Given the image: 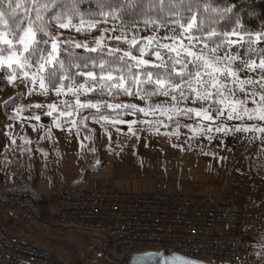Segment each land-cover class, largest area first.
<instances>
[{
  "label": "rangeland",
  "instance_id": "1",
  "mask_svg": "<svg viewBox=\"0 0 264 264\" xmlns=\"http://www.w3.org/2000/svg\"><path fill=\"white\" fill-rule=\"evenodd\" d=\"M186 28H182L180 34L167 33L168 40L163 38L166 33L126 28L109 22L96 23L95 30L87 34L69 30L65 33L71 40L87 43L90 47H95V41L101 37L102 43L107 46L120 36L129 44L135 39L144 42V46L151 40V49H154L158 43H172L173 39L187 45L186 37L193 35L190 30L185 32ZM203 46L199 42L193 50L199 52ZM207 46L205 52L210 55L208 49L215 46ZM215 54L235 57L233 67L239 70V77L256 82L246 84L243 93L236 85V98L247 100L246 107L250 109L264 107V102L260 100L264 97L261 70H246L238 62L237 55L222 51V48ZM144 58L150 63L155 62L153 55H145ZM5 66L7 61L0 62V68ZM16 71L10 68V72L0 73V81L4 84L0 86V103L20 90L25 91V98L14 110L15 117L5 119L0 116L4 124L0 126V144L9 156L0 165V187L28 182L39 192L40 204L29 208L0 200V227L4 226L8 233L28 237L40 248L49 250L57 260L68 264H90L95 254L100 255L104 262L113 261L117 256L124 255L118 251L116 237L109 231L95 230L92 231L94 235L87 230L57 224L54 210L61 193L109 188L133 193L161 190L169 194H212L228 199L224 192L229 194L233 175L238 196L250 202L245 206L264 217V133L230 130L226 134L213 132L209 139L206 129L200 131L202 125L196 119L184 118H181L179 127L173 123L157 131L145 122V117L137 110L150 111L158 106L170 108L172 101L169 96L133 95L120 100L111 96H96L93 92L81 91L74 95L67 89L60 95L53 90L45 95L38 86L32 90L30 84L23 83L22 76L15 75ZM253 99L255 104H252ZM77 100L81 104H96L97 107L78 108ZM109 104L121 105L119 113L111 116L102 114L96 118L88 115L90 112L103 113L104 108L115 110L107 107ZM50 106H55L54 110ZM128 106L134 108L129 109ZM185 106L201 107L199 103L193 105L190 101L180 105ZM49 111L56 115L51 126L35 119ZM61 111H71L72 115L60 116ZM156 118L167 123L166 116ZM153 119L148 117L149 121ZM222 119L230 129L260 126L256 120ZM187 125H192V128ZM15 152L20 155L15 156ZM101 161L104 163L101 169L85 172L86 167L96 166ZM244 164L248 165L245 178L240 174ZM80 177L83 180H79ZM235 178L247 181L239 182ZM253 263L259 264V261Z\"/></svg>",
  "mask_w": 264,
  "mask_h": 264
},
{
  "label": "snow or ice",
  "instance_id": "2",
  "mask_svg": "<svg viewBox=\"0 0 264 264\" xmlns=\"http://www.w3.org/2000/svg\"><path fill=\"white\" fill-rule=\"evenodd\" d=\"M156 2L157 0H153V3ZM200 2L201 0H188L187 3L184 0H158V11L175 12L179 5L191 12ZM84 3L95 4L99 15H103L105 8L110 11L113 9V5H105L103 0H48L44 4L37 3L25 7L23 15H19V9L22 7L19 0H0V26L3 28V31H0V62L7 61V67L15 68L17 70L15 75L22 76L23 83L30 84L32 90L38 86L45 95L49 90L60 95L67 89L77 95L81 91L93 92L99 89L101 94L107 90L108 94L116 91L126 95L143 93L145 97L169 96L172 101L170 108L158 106L150 111L137 110L143 114L145 122L157 131L173 123L179 127L181 118H184L196 119L197 123L202 125L200 131L206 129L209 139L212 138L213 132L226 134L230 130L264 133V124L261 123L264 122V107L259 110L250 109L246 107L247 100L236 98V85L240 86L243 93L246 84L252 85L256 82L239 77V70L233 67L235 57H220L215 54L222 45L217 44L216 47L208 49L211 53L209 55L205 52L207 44H204L199 52L193 50L202 37L189 35L186 37L187 45L182 41L177 43L173 39L172 43H158L154 49H151L152 41L148 40L145 46L139 47L140 56L137 57L131 51H124L121 54L119 49L106 47L102 43L103 37L95 41V47L70 39L61 41L59 34L53 29L75 31L78 34H87L95 30V24L99 20L95 18L85 20V14L81 11ZM140 3L142 4L143 0H140ZM151 10L150 6L149 11ZM231 11L230 7H225L220 19H224ZM45 13L48 15L45 16ZM87 15L90 17L93 15L91 10ZM77 18L79 23H73ZM158 18L163 20V17ZM148 22L151 21H146ZM193 27L194 21L188 22L184 31L187 32ZM164 31L165 40L170 39L167 35L169 31L173 35L176 32L175 29L167 28ZM214 35L215 32L210 33L209 39ZM115 39L120 41L121 37L116 36ZM130 43L136 46L138 42L132 39ZM149 54L154 56L155 62L150 63L144 58ZM244 68L250 72L258 68L264 77V59H260L258 64L245 62ZM77 78H83L79 85L76 84ZM260 100L264 102V97ZM189 101L193 105L199 103L201 107H180ZM255 103L256 100L253 99L252 104ZM50 107L53 110L55 108ZM77 107L96 108L97 105L81 104L77 100ZM107 107L120 109L122 106L109 104ZM128 108L132 109L134 106ZM48 115L51 116L52 112L49 111ZM59 115L70 117L72 113L61 111ZM150 116L154 118L151 121L148 120ZM157 116H166L167 123L157 119ZM222 118H226L227 121L256 120L260 126L230 129ZM35 119L39 120L40 117L37 116ZM186 127L192 128V125ZM157 255L152 253L134 255L130 258L129 264H132V261H135V264H160ZM164 264H175V260H166Z\"/></svg>",
  "mask_w": 264,
  "mask_h": 264
},
{
  "label": "built area",
  "instance_id": "3",
  "mask_svg": "<svg viewBox=\"0 0 264 264\" xmlns=\"http://www.w3.org/2000/svg\"><path fill=\"white\" fill-rule=\"evenodd\" d=\"M54 211L61 226L109 231L125 264L151 249L208 263L264 264V217L230 198L103 188L61 193ZM0 264L68 263L1 226ZM90 264L105 263L95 254Z\"/></svg>",
  "mask_w": 264,
  "mask_h": 264
},
{
  "label": "trees",
  "instance_id": "4",
  "mask_svg": "<svg viewBox=\"0 0 264 264\" xmlns=\"http://www.w3.org/2000/svg\"><path fill=\"white\" fill-rule=\"evenodd\" d=\"M19 2L22 5L21 9H19V15H23L25 7L37 3L44 4L47 3L48 0H19ZM184 2L187 3L188 0H184ZM103 3L105 5H113L111 11L105 8L103 10V15H99V11L95 4L89 5L88 3H84L81 7V11L85 14V20L88 21L95 18L99 20V23H119L126 28L136 27L141 30H154L160 34H165V28L175 29V34H180L181 29L187 27L188 22L194 21V27L190 32L194 37H202L200 40L202 45L207 44L216 47L217 44H220L222 45L220 47L222 51L224 50L233 55H237L238 62L243 65L245 62L250 64L264 59V0H201L199 6L194 8L191 12L177 5L175 12L165 11L163 13L158 11V0L156 3H153V0H143L142 4L140 0H103ZM150 6L152 7L151 11H149ZM225 7H230L232 11L224 19H220L222 10ZM89 10H91L93 14L91 17L87 15ZM47 15L48 14L45 13V16ZM158 17H163V20ZM146 21L151 22L146 23ZM73 22H79V19L77 18L73 20ZM0 30H3L2 26H0ZM53 31L59 34L61 41L70 39L68 38V34L65 33L66 30L53 29ZM212 32H215L216 35L209 39V35ZM168 34L173 33L169 31ZM141 46H144V42H138L136 46H132L122 40H112L106 47L119 49L121 54L124 51H131L133 55L139 57V47ZM105 59H107V56H105ZM5 72H10V68L7 66L0 68V73ZM82 81L83 78H77L76 84L79 85ZM0 86H4L1 81ZM133 91H135V89ZM93 94L106 98L111 96L120 100L133 96L117 93L116 91L108 94L107 90L101 94L99 89L93 91ZM140 95L144 96L143 93ZM24 96L25 91L20 90L16 94L8 97L6 101L0 103V116L5 117V119L14 118V110L18 103L25 98ZM156 96L158 95H152L150 97L155 98ZM104 111L105 112L99 114L90 112L88 115L92 118H96L102 116V114L111 116V114L119 113L118 109L113 110L104 108ZM1 117L0 126L4 125L3 121H1ZM55 118V114L51 116L42 114L40 117L41 121L46 126H51L56 120ZM2 146L3 145L0 144V160L2 157L1 155L5 153ZM15 153L20 155L19 152ZM103 165L104 163L102 161L96 164V166L90 165L86 167L85 172L87 173L93 169H101ZM79 180H83V178L80 177ZM79 180L73 183H77ZM0 200L9 203L12 202L22 207L34 208L40 204V194L34 189V185L28 182H22L10 187H0ZM89 232L95 235L94 232ZM125 261V257L120 255L116 257V260L106 261L104 263L125 264Z\"/></svg>",
  "mask_w": 264,
  "mask_h": 264
},
{
  "label": "water",
  "instance_id": "5",
  "mask_svg": "<svg viewBox=\"0 0 264 264\" xmlns=\"http://www.w3.org/2000/svg\"><path fill=\"white\" fill-rule=\"evenodd\" d=\"M145 253H152V254H158L157 255V259H159L160 264H164V262L167 261H172L175 260V264H185V262H187V264H214L211 262H205L202 260H195L192 259L190 257H185L177 252H173V251H169V250H163V251H158V250H148V251H141L140 253H135L133 254L131 257H133L134 255H141V254H145ZM130 257V258H131ZM130 258H129V262H130ZM128 262V264H129ZM132 264H135V261H132ZM221 264H229V263H221Z\"/></svg>",
  "mask_w": 264,
  "mask_h": 264
},
{
  "label": "crops",
  "instance_id": "6",
  "mask_svg": "<svg viewBox=\"0 0 264 264\" xmlns=\"http://www.w3.org/2000/svg\"><path fill=\"white\" fill-rule=\"evenodd\" d=\"M14 155L15 156H18L16 153H14ZM2 157H1V160H0V165H2L1 164V162H3V160L4 159H6V158H9V156L7 155V153L5 154H2L1 155ZM247 164H244V165H242V168L243 169H240V174H241V176L243 177V178H245L246 176V173H247V170H248V168H247ZM233 169V168H232ZM236 179V178H235ZM233 183H232V186H231V189H230V192H229V194H227V192L225 191L224 192V194L226 195V196H228L230 199H232V200H235V201H237L238 203H242L243 205H248L250 202L249 201H247V200H243L244 198H243V196H241V197H239L238 196V192L236 191V184H235V180H234V175H233ZM236 180H238L239 182H244V181H247V179H236ZM250 181H251V179H249ZM22 183V182H21ZM174 193V192H173ZM228 198V199H229Z\"/></svg>",
  "mask_w": 264,
  "mask_h": 264
}]
</instances>
